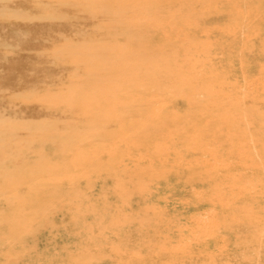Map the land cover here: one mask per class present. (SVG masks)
I'll return each mask as SVG.
<instances>
[{"label":"rangeland","instance_id":"374dc122","mask_svg":"<svg viewBox=\"0 0 264 264\" xmlns=\"http://www.w3.org/2000/svg\"><path fill=\"white\" fill-rule=\"evenodd\" d=\"M10 1L0 264H264V0Z\"/></svg>","mask_w":264,"mask_h":264},{"label":"bare ground","instance_id":"6f19581e","mask_svg":"<svg viewBox=\"0 0 264 264\" xmlns=\"http://www.w3.org/2000/svg\"><path fill=\"white\" fill-rule=\"evenodd\" d=\"M105 1H106V0H105ZM111 1H113V0H111ZM111 1L108 0V2H106V3H110ZM116 1H117V0H116ZM116 1H115V3H116ZM121 1H122V0H121ZM123 1H125V0H123ZM10 2H11L10 0H6V1H4V0H0V9H9L7 6L9 5L8 3H10ZM126 2H127V0H126ZM145 2H146V1H145ZM145 2H143V4H145ZM149 2H150V1H149ZM82 4H83V2H82ZM82 4H81V5H82ZM84 4H85V3H84ZM117 4H118V5H121V4H119L118 2H117ZM131 4H132V3H131ZM140 4H142V3H140ZM146 4H148V3H146ZM107 5H108V4H107ZM85 6H86V5H85ZM121 6H122L121 11H122V10L124 9V8H123L124 5H121ZM6 7H7V8H6ZM118 9H119V7H118ZM134 9H135V8H134ZM137 9H139V8H137ZM146 9H147V8H146ZM9 10H13V9H9ZM20 10H21V9H20ZM99 10H100V9H99ZM119 10H120V9H119ZM132 10H133V9H132ZM132 10H131V11H132ZM148 10H149V9H148ZM150 10H151V8H150ZM155 10H156V9H155ZM17 11H18V10H17ZM17 11H14V10H13V12H17ZM28 11H29V9H28ZM153 11H154V8H153ZM158 11H159V10H158ZM139 12H140V11H139ZM23 13H24V12H23ZM146 13H148V12H145V13H144V18H145V17H146V18L148 17V14H146ZM154 13H157V12L154 11ZM154 13H153V12H150L149 14H150V15H153ZM113 14H114V13H113ZM137 14H138V13H137ZM145 14H146L147 16H145ZM149 17H150V16H149ZM109 19H110V18H109ZM112 19H114V18H111L110 20H112ZM107 20H108V18H107ZM108 21H109V20H108ZM130 22H131V21H130ZM101 24H102V23H101ZM129 24H130V23H129ZM132 25H133V24H132ZM101 28H104V27H101ZM131 28H132V27H131ZM137 28H138V27H137ZM121 29H122V28H120V30H121ZM102 30H103V29H102ZM120 30H119V31H120ZM122 30H123V29H122ZM105 31H106V30H105ZM111 31H112V30H111ZM123 31H124V30H123ZM105 33H106V32H105ZM117 33H118V32H117ZM117 33L114 32V35H113V36H116ZM120 33L123 35L122 32H119L118 34L120 35ZM126 33H127V30H126ZM131 33H132V32H131ZM112 34H113V33H112ZM115 34H116V35H115ZM204 34H206V33L204 32ZM102 35H103V34H102ZM131 35H132V34H131ZM140 35H141V34H140ZM77 36H78V35H77ZM83 36H84V35H83ZM117 36H118V35H117ZM120 36H121V35H120ZM81 37H82V36H81ZM84 37H85V36H84ZM105 37H107L106 34H105ZM130 37H131V36H130ZM20 38H21V37H20ZM44 40H45V39H44ZM45 41H46V40H45ZM144 42H146V41H144ZM85 45H86V44H85ZM85 45H83V46H85ZM86 46H87V45H86ZM99 46H100V45H99ZM94 48H95V47H94ZM142 48H143V47H142ZM95 50H96V49H94L93 51L95 52ZM104 50H105V49H103V51H104ZM109 51H110V50H109ZM96 53H97V52H96ZM109 53H113V54H115V53L112 52V51H110ZM131 53H132V52H131ZM107 54H108V53H107ZM113 54H111V55H107V56H110V57H108V58H111V59H113L114 57H115V58H119V56L117 57V56H115L116 54H115V55H113ZM120 54H121V52H120ZM132 54H133V53H132ZM121 55H122V54H121ZM126 55H127V54H126ZM126 55H124L125 58H127ZM130 55H131V54H130ZM111 56H112V57H111ZM122 57H123V56H122ZM122 57H121V58H122ZM137 57H138V56H137ZM140 58H141V57H140ZM122 59H124V58H122ZM114 60H115V59H114ZM118 60H119V59H118ZM125 60H126V59H125ZM95 64H97V63H95ZM98 65H100V61H99ZM91 66H92V65H91ZM133 67H134V66H133ZM133 67H130V68H132V70H133ZM136 67H137V66H136ZM138 68H139V67H138ZM134 69H135V67H134ZM97 74H98V73H97ZM99 77H100V76H99ZM97 78H98V77H97ZM101 78H102V77H101ZM98 79H100V78H98ZM103 81H104V80H103ZM105 82H107V81H104V84H106ZM109 82H111V81H109ZM85 83H87V82H85ZM107 83H108V82H107ZM87 84H88V83H87ZM87 84H86V85H87ZM101 84H102V83H101ZM108 84L111 85V83H108ZM86 85H85V86H86ZM94 85H96V84H94ZM98 85H99V84H98ZM101 86H102V85H100V87H101ZM104 86H108V87H109V85H104ZM104 86H103V87H104ZM92 87H93V86H92ZM97 87L100 88L99 86H97ZM103 87H101V88H103ZM111 87H112V85H111ZM86 88H87V86H86ZM93 88H94V87H93ZM93 88H90V89H93ZM105 88H106V87H105ZM94 89H95V88H94ZM83 90H84V89H83ZM85 90H87V89H85ZM77 99H78V98H77ZM91 100H92V99H91ZM98 102H99V101H98ZM77 106H79V105H77ZM79 107H80V106H79ZM107 107H108V106H107ZM109 107H110V106H109ZM115 108H117V106H116ZM77 109H79V108H77ZM108 109H109V108H108ZM113 109H114V108H113ZM114 110H115V109H114ZM114 110H112V112H114ZM124 110H125V109H124ZM110 111H111V110H110ZM116 111H117V109L115 110V113H116ZM108 112H109V111H108ZM71 113H72V111H71ZM71 113H70V114H71ZM77 113H78V115H79V112H77ZM81 113L83 114V112H81ZM72 114H73V113H72ZM74 114H76V113H74ZM84 115H85V111H84ZM101 115H103V114H101ZM115 115H116V114H115ZM79 116H80V115H79ZM104 116H105V115H104ZM77 117H78V116H77ZM80 117H81V116H80ZM84 117H85V116H84ZM106 117H107V116H106ZM82 118H83V117H82ZM113 118H115V117H113ZM98 119H101V118H98ZM108 119H110L109 116H108ZM95 120H96V119H95ZM114 120H119V119L116 118V119H114ZM64 121H65V120H64ZM67 121H68V120H67ZM67 123H68V122H67ZM82 123H83V122H81V125H82ZM86 123H87V121H86ZM92 123H93V122H92ZM92 123H91V124H92ZM118 123H119V122H118ZM120 123L123 124L122 121H120ZM120 123H119V124H120ZM97 124H98V123H97ZM107 124H108V123H107ZM85 125H86V124H85ZM123 125H124V124H123ZM123 125H122V126H123ZM83 126H84V124H83ZM84 127L87 128L86 126H84ZM82 128H83V127H82ZM85 128H84V129H85ZM95 128H96V127H95ZM95 128L93 129V130H95V131H93V134H94V132H96V129H95ZM86 131H87V130H86ZM86 131H84V132H86ZM106 131H107V130H106ZM59 132H60V131H59ZM88 132H89V131H87V133H88ZM87 133H86V134H87ZM91 133H92V130H91ZM81 134L83 135V132H81L80 135H81ZM78 135H79V134H78ZM96 135H97V134L95 133V136H96ZM62 136H63V135H62ZM58 137H61V136H58ZM79 137H80V136H79ZM56 138H57V136H56ZM58 139H59V138H58ZM81 143H83V142H81ZM96 143H97V142H96ZM79 145H80V144H79ZM74 147H75V146H74ZM76 147H77V146H76ZM79 148H80V147L78 146V149H79ZM71 151H72V150H71ZM74 151H75V150H74Z\"/></svg>","mask_w":264,"mask_h":264}]
</instances>
